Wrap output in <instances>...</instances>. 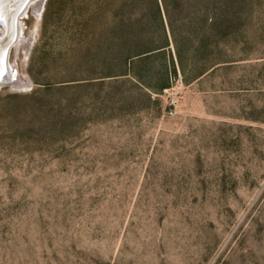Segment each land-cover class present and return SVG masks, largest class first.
<instances>
[{"label": "rangeland", "instance_id": "374dc122", "mask_svg": "<svg viewBox=\"0 0 264 264\" xmlns=\"http://www.w3.org/2000/svg\"><path fill=\"white\" fill-rule=\"evenodd\" d=\"M32 3L0 85V264H264V0L173 112L104 65L149 0Z\"/></svg>", "mask_w": 264, "mask_h": 264}, {"label": "trees", "instance_id": "16d2710c", "mask_svg": "<svg viewBox=\"0 0 264 264\" xmlns=\"http://www.w3.org/2000/svg\"><path fill=\"white\" fill-rule=\"evenodd\" d=\"M149 1V9L112 32L104 60L109 70L118 67V75L131 78L147 101L221 62L238 16V0Z\"/></svg>", "mask_w": 264, "mask_h": 264}, {"label": "water", "instance_id": "95a60500", "mask_svg": "<svg viewBox=\"0 0 264 264\" xmlns=\"http://www.w3.org/2000/svg\"><path fill=\"white\" fill-rule=\"evenodd\" d=\"M29 1L0 0V85L10 83L8 55L11 47L20 41V18L26 13Z\"/></svg>", "mask_w": 264, "mask_h": 264}, {"label": "bare ground", "instance_id": "6f19581e", "mask_svg": "<svg viewBox=\"0 0 264 264\" xmlns=\"http://www.w3.org/2000/svg\"><path fill=\"white\" fill-rule=\"evenodd\" d=\"M32 1H33V3H32ZM41 1L42 0H30L29 4L32 3L33 9L36 12H39V9H40V6H41ZM21 38H19V39L22 40ZM8 75H9L8 82H10L12 84H22L19 76H17V69H16L15 65H13V64L10 65V68H9V71H8Z\"/></svg>", "mask_w": 264, "mask_h": 264}, {"label": "built area", "instance_id": "2783aa9c", "mask_svg": "<svg viewBox=\"0 0 264 264\" xmlns=\"http://www.w3.org/2000/svg\"><path fill=\"white\" fill-rule=\"evenodd\" d=\"M172 86L164 90L167 94L168 105L171 112L175 111L174 109L178 106L180 100L182 99L181 93L175 90Z\"/></svg>", "mask_w": 264, "mask_h": 264}]
</instances>
